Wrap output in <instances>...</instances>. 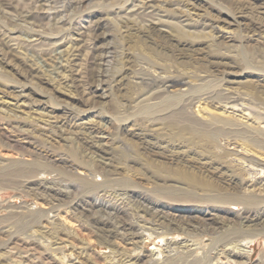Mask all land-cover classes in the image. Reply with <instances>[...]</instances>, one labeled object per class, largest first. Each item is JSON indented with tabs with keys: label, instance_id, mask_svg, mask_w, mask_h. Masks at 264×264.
Listing matches in <instances>:
<instances>
[{
	"label": "rangeland",
	"instance_id": "rangeland-1",
	"mask_svg": "<svg viewBox=\"0 0 264 264\" xmlns=\"http://www.w3.org/2000/svg\"><path fill=\"white\" fill-rule=\"evenodd\" d=\"M3 2L0 264H264V0Z\"/></svg>",
	"mask_w": 264,
	"mask_h": 264
},
{
	"label": "bare ground",
	"instance_id": "bare-ground-1",
	"mask_svg": "<svg viewBox=\"0 0 264 264\" xmlns=\"http://www.w3.org/2000/svg\"><path fill=\"white\" fill-rule=\"evenodd\" d=\"M54 3H60V1L61 0H52ZM15 2V0H4V2H3V4L4 5H11V4H13ZM24 4H25V2H23ZM94 54V53H93ZM96 55H98V54H96ZM96 55H94V56H91L92 58H94V57H96ZM42 56H45V53H44V51H43V53H42ZM192 101V99H189V100H187L186 102H184V105H186L187 103L189 104L190 102ZM223 125L224 124H226V123H222ZM209 127H212L210 124H201V127H200V129L202 130H199V131H194L195 132V134H197V135H203V136H209L208 134H209ZM214 129V128H213ZM189 130H191V128H189ZM216 130H222V131H224L223 129H219V128H217ZM210 139V138H209ZM211 142H214V140L213 139H211ZM104 159H106V160H109V158H108V156H102ZM190 181H191V187H196V185H197V183L194 181V180H192V179H190ZM194 185V186H193ZM166 231L167 230H162V232H161V234H163V233H166ZM152 236H158V233L157 232H154V230L153 231H148V233H147V237L148 238H151ZM163 238V237H162ZM161 238V239H162ZM238 235H235V234H233L232 236H228V238L227 239H225V240H223V242L225 243V245H228V244H230V245H233L234 247H236L237 246V243H238ZM167 242V241H166ZM167 244H168V242H167ZM197 244H199V242L197 243ZM169 246V245H168ZM158 254H160V252L158 253Z\"/></svg>",
	"mask_w": 264,
	"mask_h": 264
}]
</instances>
